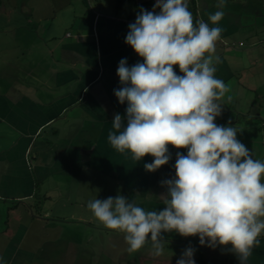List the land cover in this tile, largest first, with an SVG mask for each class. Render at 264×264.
Wrapping results in <instances>:
<instances>
[{
    "label": "crops",
    "instance_id": "crops-1",
    "mask_svg": "<svg viewBox=\"0 0 264 264\" xmlns=\"http://www.w3.org/2000/svg\"><path fill=\"white\" fill-rule=\"evenodd\" d=\"M155 3L50 0L49 15L30 5L27 15L13 17L8 27L0 25L1 31H10L16 39L14 48L19 50V54L8 53L0 65V211L6 206L13 214V223L7 220L2 233L6 239L0 238V264L34 262L37 254L25 243L29 227L23 214L44 220L34 217L33 208H40V199H50L51 181L82 183L91 176L95 182L105 176L144 184L156 174L144 169L153 157L147 155L135 163L107 140L115 114L126 116L127 102L120 104L114 95V90L122 87L117 75L119 62L125 58L128 66L143 62L125 43L128 26L141 8L152 11ZM217 3L188 0L194 20L203 19L223 29L216 43L220 63L215 75L233 85L240 96L244 89L246 94L257 92L259 85L264 86V0H226L222 20L211 25L209 14L221 10ZM15 8L13 5L11 13ZM174 70L182 74L178 65ZM250 106L248 113L261 114L263 106ZM49 214L47 209L43 215ZM163 237L167 250L162 256L151 254L149 242L144 253L130 256L126 264L147 259L176 264L189 246L195 249V264H240L231 245L201 246L198 236L190 242L175 232ZM68 250L57 260L76 263ZM248 264H264V236Z\"/></svg>",
    "mask_w": 264,
    "mask_h": 264
},
{
    "label": "clouds",
    "instance_id": "clouds-1",
    "mask_svg": "<svg viewBox=\"0 0 264 264\" xmlns=\"http://www.w3.org/2000/svg\"><path fill=\"white\" fill-rule=\"evenodd\" d=\"M225 4L218 0L221 10L209 14L211 25L222 20ZM128 28L125 43L143 62H119L122 87L114 95L127 102L126 116L115 114L108 143L135 163L153 157L144 164L148 172L169 163V145L187 154L177 152L175 176L161 181L162 210L146 211L119 194L95 198L87 208L105 228L124 234L129 253L151 242V254L162 256L163 234L175 232L198 236L201 246L231 245L240 264H248L264 236V161L253 158L236 127L215 123L230 92L215 75L223 29L194 20L188 0H156ZM194 251L186 248L176 264H195Z\"/></svg>",
    "mask_w": 264,
    "mask_h": 264
},
{
    "label": "rangeland",
    "instance_id": "rangeland-1",
    "mask_svg": "<svg viewBox=\"0 0 264 264\" xmlns=\"http://www.w3.org/2000/svg\"><path fill=\"white\" fill-rule=\"evenodd\" d=\"M49 3L50 0H0V25L8 27L13 17L27 15L30 5L34 9L38 6L36 9L40 14L49 15ZM13 5L14 8L17 6L14 14L11 13ZM21 10L24 12L22 13ZM45 23L44 20L42 24ZM9 32L7 34L0 30V65L4 64L5 56H8V53L19 54V50L14 48V40L16 41V39ZM228 85L230 92L222 101L223 111L216 118L215 123L236 127L237 138L251 151L253 158L264 161V86L259 85L257 92L247 94L244 89L241 93L242 96H240L233 85ZM227 95H231V102L227 101ZM252 103L256 106H263L259 116L252 115V112L248 113ZM178 151L184 155L187 154L186 149L172 147V152H170L172 158L169 163L156 170L151 181L144 184L126 183L123 182L122 177L116 180L105 176L99 177L95 182H91V176L88 178L90 180L82 183L51 181L50 199H40V208H33L34 217L40 216L44 220L33 218L32 215L26 213L23 214V222L29 227L25 236V243L32 246L37 254L34 262L29 264H63L57 258H60L63 250H68V248L69 254L75 256L74 258L77 260L73 264H126L130 256L134 257L137 253H144L148 244L137 252H127L128 246L125 243L124 234L117 230L105 228L93 216L87 208V204L95 198L103 200L119 194L129 199L130 202L135 201L138 206L143 207L146 211L162 210L164 205L160 196L166 193V188L161 186V181L175 176L174 164ZM2 207L0 211V238L6 239L2 237V233L7 220L13 223V214L8 213L6 206ZM47 209L50 214L44 216L43 214ZM58 216L64 220H60ZM83 221L85 222L83 223ZM167 234L169 233H164L163 236ZM188 238L190 242L193 241V236ZM165 247L164 245V253L167 250ZM49 252L50 255L47 254ZM148 252H151L150 249ZM51 255L53 256V263L49 261ZM111 259L112 261H110ZM138 264L159 263L155 259H147L138 262Z\"/></svg>",
    "mask_w": 264,
    "mask_h": 264
}]
</instances>
